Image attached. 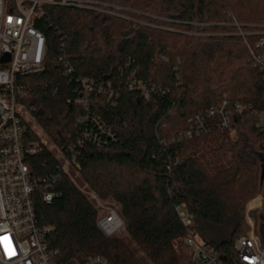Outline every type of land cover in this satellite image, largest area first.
Instances as JSON below:
<instances>
[{
  "label": "trees",
  "instance_id": "obj_1",
  "mask_svg": "<svg viewBox=\"0 0 264 264\" xmlns=\"http://www.w3.org/2000/svg\"><path fill=\"white\" fill-rule=\"evenodd\" d=\"M83 1L95 8L44 6L36 25L47 38L45 69L19 75L15 92L74 159L83 182L119 205L135 246L105 235L95 203L42 145L25 161L34 179L58 193L51 202L35 197L40 225L52 227L46 238L57 261L101 255L113 264H186L176 209L186 203L194 234L237 264L234 241L246 232L247 203L264 193V133L245 110L229 129L171 138L192 131L191 118L225 95L256 97L264 109V72L233 24L264 31V0ZM82 78L105 90L92 93L88 108L79 101ZM132 78L149 97L128 89ZM86 114L99 124L79 122ZM27 137L37 139L31 127ZM251 215L264 244V209Z\"/></svg>",
  "mask_w": 264,
  "mask_h": 264
},
{
  "label": "built area",
  "instance_id": "obj_2",
  "mask_svg": "<svg viewBox=\"0 0 264 264\" xmlns=\"http://www.w3.org/2000/svg\"><path fill=\"white\" fill-rule=\"evenodd\" d=\"M92 4L83 0H0V59L5 53L10 55L8 62H0V238H5V245H0V264H63L56 259L58 250L52 249L46 238L52 227L40 225L35 203L37 194L42 200L51 202L58 193L52 190L51 182L34 179L25 161L27 154L37 152L46 141L39 138L28 140L29 120L33 114L19 102L15 87L19 75L45 69L47 38L36 25L37 19L44 15V6L95 8ZM233 24L237 27L236 35L248 48L249 60L264 72V31L245 30L237 21ZM252 37H256L254 42ZM80 81L84 89L79 101L88 108L92 93L96 89L98 92L104 89L86 78ZM107 85L110 87V82ZM127 86L130 90L139 89L144 97H149V90L142 82L132 78ZM112 93L110 91V95ZM245 110L250 113L255 127L264 133V109L256 97L239 101L225 95L219 104L191 118L192 131L173 135L171 140L208 132L214 127L229 129L233 116ZM90 119L99 124L96 117L89 114L81 116L78 121L88 122ZM51 147L48 149L59 159L60 169L70 173L74 159L67 157L56 143ZM86 194L95 203L97 225L105 235L115 236L126 228L119 206L105 203L91 189ZM176 209L186 229L184 244L190 251V260L186 264H228L219 248L205 243L194 234V216L186 203H181ZM249 221L253 226L251 217ZM234 249L237 264H264V244L254 229L236 237ZM81 264L113 263L101 255H92Z\"/></svg>",
  "mask_w": 264,
  "mask_h": 264
},
{
  "label": "rangeland",
  "instance_id": "obj_3",
  "mask_svg": "<svg viewBox=\"0 0 264 264\" xmlns=\"http://www.w3.org/2000/svg\"><path fill=\"white\" fill-rule=\"evenodd\" d=\"M29 125L31 126V129H32L33 133L36 135V137L46 141L45 146L47 148H52L51 146L55 142L52 140L51 136L45 131V129L37 122V120H36V118L34 116H33V118L30 117ZM70 173H71V175L73 177V180L77 184V186H79V188L86 194V192L90 188L83 182V180L81 179V176L79 175V173L74 168H70ZM104 201H105V203H109L111 205L115 204V205L119 206L118 204H116L114 201H112L110 199L109 200H104ZM263 209H264V193L258 194L257 196L252 198L247 203V208H246V227H245V231L246 232L247 231H251L252 229L255 228V219L251 215V212L252 211H262ZM249 217H251V219L253 221V226H252V224L249 221ZM115 236L123 238L132 247L135 246L134 243L132 242V239L130 238V235L128 233L127 228L121 230ZM138 254L140 255L141 252H138Z\"/></svg>",
  "mask_w": 264,
  "mask_h": 264
},
{
  "label": "water",
  "instance_id": "obj_4",
  "mask_svg": "<svg viewBox=\"0 0 264 264\" xmlns=\"http://www.w3.org/2000/svg\"><path fill=\"white\" fill-rule=\"evenodd\" d=\"M10 60V55L9 53H5L2 55L1 59H0V62L1 63H5V62H8Z\"/></svg>",
  "mask_w": 264,
  "mask_h": 264
},
{
  "label": "snow or ice",
  "instance_id": "obj_5",
  "mask_svg": "<svg viewBox=\"0 0 264 264\" xmlns=\"http://www.w3.org/2000/svg\"><path fill=\"white\" fill-rule=\"evenodd\" d=\"M0 245H5V238H0ZM5 250H8L7 246H5Z\"/></svg>",
  "mask_w": 264,
  "mask_h": 264
}]
</instances>
